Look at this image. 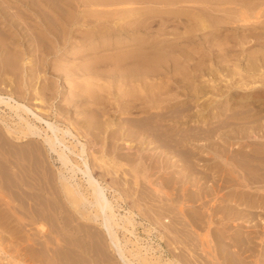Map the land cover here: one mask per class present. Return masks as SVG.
<instances>
[{
	"label": "bare ground",
	"instance_id": "6f19581e",
	"mask_svg": "<svg viewBox=\"0 0 264 264\" xmlns=\"http://www.w3.org/2000/svg\"><path fill=\"white\" fill-rule=\"evenodd\" d=\"M8 1L9 3L14 2V0ZM15 1L24 12L22 14L17 13L16 20L12 22V25L9 21L4 22L10 33L8 35L2 34L6 36L0 38V50L9 53L7 57L1 56L2 64L6 65V69L10 71H18V66H21L18 64L21 60L26 61V63L32 62L31 56L27 55L34 51L36 53L34 63L37 78L43 82L44 75L42 73L49 70L51 76H56L59 80H62L65 86L72 85V89L64 88L62 90L63 99L56 103L58 95L54 91L53 84L44 81L47 85L43 83L39 86L36 80L33 93L35 103L33 104L27 103V89L29 88L25 82L24 74L21 80H16V85L15 80L12 78L0 80L1 83H5L4 87L9 88V90H5L0 87V109L5 106L9 109V117H11L0 118L2 123L0 125V139L10 141L14 138L20 143L28 142L29 149L27 148L26 152L34 160L38 153L42 155L43 150L52 156L55 155L56 160L61 164L58 170H53L54 178L52 176V180H50V183L53 184L51 192L54 193L56 199L59 202L63 201L70 209L75 208L77 213L89 221L98 222L102 228V233L110 241V246L119 262L135 264L129 257L118 230L125 229V231L136 235L135 228L132 231L127 227L128 224L135 226L136 222L134 218H130L127 214H118L116 211V205L110 198L109 192H120L117 182L114 180L111 184L105 183V174H115V165L118 164L122 156L120 144L124 142L128 145V142L134 143L138 139L140 140L139 143L146 140V142L152 144L153 140H148L146 134L152 135V137L156 135L162 140L161 135L157 134L158 131L174 132V129L179 127L178 125L181 127L185 123L178 121L174 116H182L183 118L178 117L182 120L186 118L184 121L205 123V118H202V115L189 114L188 111H191L190 102L186 103L185 100L172 102L180 96L190 95L191 91H194L192 99L202 93L215 92L214 87H207L208 85L200 83L199 77L204 73L215 77H218L219 73L221 78L224 77L226 80L231 81L228 89L236 88L234 85L239 83L243 86H249L252 82L264 84V21L261 20V17L250 16L249 11L244 6H240V9L236 8L238 18L230 20L232 17L229 19L223 17V20H218V22H211L212 19L208 17L210 16L208 14L214 13L211 9L215 10L211 7V12L203 10V7L194 12L181 7L162 10L154 8V10L144 9L145 11H140V16L145 18H142L143 20L141 19L140 22L127 27L122 25V27L120 22L122 24L123 20L130 19L131 16H127L123 20H115V22L111 21L109 16L114 11L125 13L123 9L105 10L98 8L88 13L86 4H82L78 0H65L66 2H59L55 6L48 4L46 0ZM145 1L148 3L147 6L149 5L148 1L154 2V0ZM18 2L22 4H18ZM140 2L142 1L112 0L96 3L88 2L89 4H87L90 7H111L140 4ZM162 2H165L163 3L165 5L171 3V1ZM180 2L185 4L182 0L172 1L171 4L178 6L177 4ZM229 4H232V2ZM192 5L195 4L192 3ZM198 5L200 6V3ZM258 6L261 5L258 4ZM14 8L16 7L8 9ZM46 9L54 14L52 20H44ZM137 9V7H131L126 12L136 11ZM217 11L215 10V12ZM16 12L18 11L16 10ZM153 13L154 18L151 16ZM88 15L91 16L94 24L90 21ZM182 15L191 16L192 21L188 19L190 23L186 25V30L179 32L182 20L183 22L186 20H184V17H182V20L181 18L170 17H180ZM12 16L14 17V15ZM47 17L49 19L48 15ZM229 25L233 26L229 27ZM31 26H34L35 29H32ZM153 26H157L154 32V41H148L149 45L144 46L146 42L133 34L138 33L139 36H143L142 32L149 29L153 30ZM15 27L21 28V32L24 33L21 39L24 41L25 48L23 49L16 50L15 42H11L10 37L14 36L15 38L18 34L15 30L12 32ZM171 27H173L175 37L171 38L172 40L168 38L171 40L169 42L166 38L161 37L167 34L171 35ZM76 28L84 33L83 38L80 39L79 35L75 33ZM231 30L236 32H232L235 34L234 36L231 35L233 36L232 39H229L230 36L228 37L226 34ZM180 33L185 34L186 38H184L189 39V43L178 41ZM129 39L130 41L126 45V41ZM126 46L129 50L121 51L122 47ZM109 49H117L118 51L109 55L100 54L107 52ZM208 53L213 57H206ZM52 55L55 57V61H53ZM94 58L96 59L93 60ZM82 62L86 63L81 64ZM183 64L184 69H182ZM207 70L209 71L206 72ZM159 80L167 81L166 83L164 81L165 84L159 87L156 92L154 86H158L156 83ZM213 81L215 80L213 79ZM111 87L114 91L107 94ZM262 90L259 92H264V88ZM172 92H176L177 95H174L173 100H167L169 103L164 104L159 101L161 96H170ZM237 92L238 90L235 93ZM260 93L258 94L260 95ZM231 96L232 94L230 98ZM260 99H255L254 96L249 101L244 102V100H241L244 103L240 102L239 105L235 103L226 104L225 109L222 110V106L220 107V112H214L211 109L212 114L210 117L219 122V124H216V128L227 126L229 123L232 124L238 119L242 123H260L261 133L259 136L264 138V101ZM197 101L199 100L197 99ZM210 107V105L206 107L207 111ZM239 107V111H234ZM168 113L169 116L174 115L173 119L170 117L171 120H166ZM191 127L194 128L193 125ZM207 130L209 129H205L206 135ZM174 134L172 133V135ZM166 136L169 137L170 134ZM35 139H41L40 146L32 143ZM167 144L170 146L169 143ZM91 150L94 151L93 156L99 162L98 165L94 166L92 164L93 159H91L89 153ZM235 150H233V153H235ZM240 150L238 148V151ZM238 151L236 150L237 153H239ZM95 152H97V155H95ZM246 154V158H249L246 164L248 167L253 164V161L258 160L256 159L258 156L256 157L252 153ZM34 164H36L35 161ZM35 166L38 167L37 164ZM97 167L98 170L103 171L101 177L96 176ZM23 169L26 170L25 167ZM21 172L23 173L22 170ZM239 173L240 177L243 178V184L248 187L252 179V176L250 177L251 173H247L245 170L243 173L240 171ZM80 175L84 179L85 187L78 181ZM42 177L47 179L45 175ZM225 195L227 196V194ZM249 198L250 196L242 198L243 204H246L247 207L258 206L257 202L251 199L252 197ZM77 213L73 211L72 216L75 218ZM248 216L250 215L247 214ZM250 238L251 236L246 235L245 241H252ZM231 242L233 241L231 240L227 244L231 246L233 244ZM250 250L251 247L249 246L244 249H241L240 246L241 255H234L235 252H232L230 257L228 252L225 251V255L219 257L220 262L210 264H250L249 255L246 256L248 252H251ZM252 251L254 250L252 249ZM131 254L135 255L134 253ZM178 263L181 264L182 262L179 260L171 262V264ZM186 264L202 263L200 260H190V263ZM257 264H264V259H259Z\"/></svg>",
	"mask_w": 264,
	"mask_h": 264
},
{
	"label": "rangeland",
	"instance_id": "374dc122",
	"mask_svg": "<svg viewBox=\"0 0 264 264\" xmlns=\"http://www.w3.org/2000/svg\"><path fill=\"white\" fill-rule=\"evenodd\" d=\"M23 1L25 2L26 0L21 2ZM46 1L54 6L59 4V2H66L65 0ZM78 1L86 4L88 13L98 8L105 10L123 9L125 13L114 11L109 17L111 21L115 22V20H123L125 17L131 16L130 19L123 20L122 24L120 22V26L123 25L124 27L140 22L144 18L140 16V11H145L144 9L148 11L154 10V8L162 10L181 7L187 11L194 12L198 11L200 7H203V10L210 11L211 7L215 8L216 11L218 9L219 12L211 9L215 14L210 11L211 14H208L210 15L208 17L212 19L210 20L211 22H218V20L222 21L223 17H228V19L232 17L230 20L238 18L236 8L240 9V6H244L249 11L247 12L250 16L261 17V20L264 21V0H182L185 4L180 2L177 4L178 6L171 4L175 0L148 1V6L145 0H138L142 2L140 4L111 7H90L88 4L112 0H88L89 3L86 2L87 0ZM162 1H171V3L169 2V5H165L163 4L165 2ZM21 2H18V4H22ZM210 2L211 4H209ZM230 2L232 4H229ZM5 3L8 6H5ZM192 3L195 5L193 6ZM198 3H200V6ZM258 4L261 6H258ZM7 7L16 8L8 9ZM131 7H137L138 9L126 12ZM19 10L21 11L20 13ZM11 11L13 14H11ZM22 12H24L23 9L16 4L15 0L11 3L8 0H0V38L10 33L4 22L9 21L10 25H12V22L16 20L15 16L17 13L22 14ZM45 12V21L54 18L52 12H48L47 9ZM259 13L260 15H258ZM46 14L49 19H47ZM151 16L154 18V13ZM182 17L186 20L185 22H183ZM170 18H181L182 23L179 26V32H184L186 25L191 20V16L186 15L180 17L171 16ZM89 19L92 22L91 16ZM248 24L251 25L250 23ZM231 26L233 25H229V27ZM31 27L35 29L34 26ZM156 28L157 26H153V30H145L142 32L143 36H139L138 33L133 35L146 42L144 46H148V41H154ZM14 30L18 34L15 38L14 36L10 37L11 42H15L16 50L25 48L24 41L21 40L22 35H24L21 32V28L15 27L12 32ZM170 30H172L171 35L173 36L167 34L161 38L173 39L175 37L173 27ZM232 32L236 31L231 30L226 34L231 37L229 39H232L235 34ZM75 33L79 35L80 39L84 37V33L81 30H77V28ZM184 37L185 34L180 33L178 41L189 43L190 40ZM129 41L130 39L126 41V45ZM127 50H129L127 46L121 49L124 52ZM117 51V49H109L107 52L100 54L109 55ZM0 52V80L12 78L15 80L16 85V80H21L24 74L25 82L29 88L27 89V103H35L33 101V93L36 82L39 86L43 83L47 85L44 81L53 84L54 91L58 95L56 103L63 99L62 90L64 88L72 89V85L65 86L62 80H59L56 76H51L49 70L42 73L44 79L41 82L35 73L34 60L36 53L34 51L27 55L31 56L32 62L26 63V61L21 60L18 64L21 65L20 67L18 66V71L6 69V65L2 64L1 56L7 57L9 53L2 50ZM96 57L98 56L96 55ZM206 57H213V55L208 53ZM52 58L53 61L56 60L53 55ZM84 63L86 62L81 64ZM3 66L5 67L4 70ZM182 67L184 69V64ZM180 76L183 77L182 75ZM1 81L0 87L9 90L8 87H4L5 83H1ZM164 81H156L158 86L155 84L154 91L156 90L157 92L159 87L163 86L167 80L165 83ZM199 81L201 84L208 85L207 87H214L215 92L202 93L192 99L194 91H191L190 95H178L180 97L175 100L173 98L177 93L172 92L170 96H161L159 101L164 104L169 103L167 100H173L172 102L179 100H185L186 103L190 102L191 111H188L190 112L189 114L202 115V118H205V123L184 121L186 118L182 120L178 118H183L182 116H169L168 113L166 120H171L174 116L178 121L185 122L181 127L178 125L180 128L174 129V132L158 131L157 134L161 135L162 140L166 142L168 140L167 143L170 146L156 135L152 137V135L148 134H146L147 138L148 140H153L152 144L146 142V140L139 143V139L134 143L128 142V145L123 142L120 144L122 156L118 164L115 165V174H105V183L111 184L115 180L120 188L121 193L109 192L110 198L116 205L117 213L127 214L130 218H134L136 222L135 226L127 225L132 231H134V228L136 229V235L125 231V229L118 230L127 253L135 264H171V262H176V260L185 264L190 263V260H200L202 264H210L220 262V256L225 255V251L228 252L229 257L232 252H235L234 255H241L240 246L241 249L248 246L251 247V252L246 255H249L250 264H257L259 259H264V158H261L264 157V138L259 136L261 133L260 123H242L238 119L235 121L236 123L233 122L234 124L229 123L227 126H218L216 128V124H219V122L210 117L213 110L214 112H220L221 108L222 110L226 108V104L235 103L239 105L253 99L254 96L255 99L261 98L260 100L263 99L264 101V92H259L260 90L263 91L264 84L252 82L249 86H243L239 83L234 85L236 88L228 89L231 81L226 80L224 77L221 78L219 73L218 77L204 73V75L199 77ZM237 90L238 92L235 93ZM112 91L114 89L111 87L107 94ZM110 97L112 96L110 95ZM241 100H244V102ZM209 105L212 108L210 107L207 111L206 107ZM211 109L212 111H210ZM236 109L234 111H239L240 107ZM9 116V109L2 106L0 118H11ZM192 125L196 128L191 127V129L190 126ZM204 128L209 129L207 130V135ZM161 132L162 134H160ZM172 133L177 134L172 135ZM169 134V137L166 136ZM40 141L41 139H35L32 143L40 146ZM28 144V142H17L14 138L10 139V141L0 139V264H123L119 262L110 246V241L102 233L100 224L84 218L77 213L75 208L72 207L70 209L63 201L59 202L54 193L51 192L53 184L50 183V180H52V176L54 178L53 170L56 171L61 166L59 161L56 160V156H52L43 150L42 155L38 153L34 160L26 152L29 149ZM238 148L241 150L238 151ZM233 150H235V153H233ZM93 152L91 150L89 153L91 159H93L92 164L95 166L99 162L94 159ZM246 153L258 156L256 158L258 160L253 161V164L249 165V167L246 165L247 160H249V158H246ZM95 155H97V152H95ZM34 161L38 167L35 166ZM24 167L26 170L23 169ZM98 169L97 167L96 176L101 177L103 171ZM244 170L247 173H251L250 177L252 176L248 187L243 184V178L240 177L239 173V171L243 173ZM43 175L47 179H44ZM78 181L85 187L82 175L79 176ZM39 183L40 185H38ZM245 196L252 197L251 199L257 202L258 206L247 207L246 204H243L241 199L245 198ZM73 211L77 213L75 218L72 216ZM247 214L250 216L247 217ZM243 235L245 236L244 239ZM246 235L251 236L250 240L252 241H245ZM231 240L233 244L230 246L227 242Z\"/></svg>",
	"mask_w": 264,
	"mask_h": 264
}]
</instances>
